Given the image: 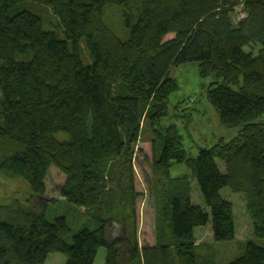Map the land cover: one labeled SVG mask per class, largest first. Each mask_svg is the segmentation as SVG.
<instances>
[{
  "label": "trees",
  "instance_id": "obj_1",
  "mask_svg": "<svg viewBox=\"0 0 264 264\" xmlns=\"http://www.w3.org/2000/svg\"><path fill=\"white\" fill-rule=\"evenodd\" d=\"M33 1L44 9L0 0V175L30 189L28 204L0 205V264H46L53 252L66 264H95L101 248L105 264H216L202 261L196 231L210 225L215 242L237 237L225 187L244 195L254 237L264 239V0ZM111 6L122 30L108 22ZM188 62L211 80L203 86L220 123L238 128L196 156L175 124L158 126L178 88L171 70ZM145 120L161 200L156 242L142 247L134 219L114 238L108 224L116 206L135 209L129 156ZM178 163L199 201L186 174L171 177ZM57 199L96 210V226L67 242V218L46 215ZM227 264H264V245L246 241Z\"/></svg>",
  "mask_w": 264,
  "mask_h": 264
},
{
  "label": "rangeland",
  "instance_id": "obj_2",
  "mask_svg": "<svg viewBox=\"0 0 264 264\" xmlns=\"http://www.w3.org/2000/svg\"><path fill=\"white\" fill-rule=\"evenodd\" d=\"M29 2L37 9H44L33 3V0H29ZM49 16L55 18L51 11H49ZM106 17L112 26L122 30L120 13L116 7H107ZM258 48L256 47L255 52H257ZM245 49L250 50V47L246 46ZM83 55L88 59L85 48L83 49ZM171 76L177 79L178 88L169 95V114L158 126L164 127L175 124L183 137V147L189 155L196 156L199 146H212L215 140L220 137L229 141L238 134V128L229 129L220 123L215 108L207 99V88L203 86V83L209 84L211 80L202 79L198 62H188L173 67ZM191 98L194 101L193 106L190 104ZM2 121L3 117L0 116V122ZM143 122L141 137L129 156L132 161L135 191L139 194L136 198L135 209L132 211L130 206L125 208L123 206L121 213L119 211L120 208L116 206L113 213L115 215L114 218L107 214L110 217V224H108L110 238L116 237L124 229V222L127 223L128 220L129 223L131 222L129 225H132L134 219L138 230L139 243L142 247L156 242L155 233L158 230L159 217L158 207L161 200L158 193L160 185L155 182L151 164L154 159V153L156 154L153 148L155 136L149 122L147 120ZM63 135L66 136L67 134L60 132L56 136L62 138ZM170 172L173 178L186 174L187 182L191 188L190 194L194 201H199L200 192L196 187L197 185L190 169L186 165L178 163L171 166ZM153 187L156 189H153ZM120 192L124 195V188H121ZM221 194L235 205L238 234L233 240L215 242L212 238L210 225L198 228L196 231V243H200L199 253L202 255L201 259L204 263L212 259L216 264H227L234 261L245 252L246 241L250 239L260 245H264V239L254 237L253 224L246 210L244 195L233 192L229 187L223 188ZM29 199L30 189L25 181L0 175V205H11L16 200L20 204L25 205L29 203ZM43 200L47 202L46 199ZM92 210L94 211L92 213L93 216L88 212L81 211L67 200L57 199L48 203L46 215L50 221H54L60 216L67 218L71 228L67 242L71 243L72 236L80 229L84 227L94 228L96 226L94 214H97V211ZM107 216L105 215V217ZM105 257L106 251L101 248L95 264H105ZM66 261L67 258L64 254L53 252L49 254L46 264H66Z\"/></svg>",
  "mask_w": 264,
  "mask_h": 264
}]
</instances>
